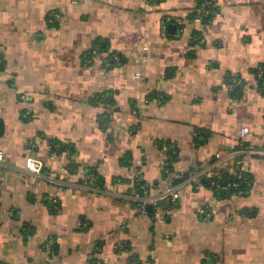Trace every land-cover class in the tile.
<instances>
[{
  "label": "crops",
  "instance_id": "1",
  "mask_svg": "<svg viewBox=\"0 0 264 264\" xmlns=\"http://www.w3.org/2000/svg\"><path fill=\"white\" fill-rule=\"evenodd\" d=\"M201 3L0 0V264H264L262 159L245 157V195L131 200L139 177L157 195L242 128L264 148V0L187 21Z\"/></svg>",
  "mask_w": 264,
  "mask_h": 264
},
{
  "label": "built area",
  "instance_id": "2",
  "mask_svg": "<svg viewBox=\"0 0 264 264\" xmlns=\"http://www.w3.org/2000/svg\"><path fill=\"white\" fill-rule=\"evenodd\" d=\"M154 3L159 0H151ZM216 0H202L200 9L194 14L191 19L187 21L203 22L215 12ZM3 62L0 58V64ZM258 79L264 77V70L260 69L257 74ZM242 84L240 78H234L230 83L231 89H236ZM264 87V83L262 84ZM249 136V130L242 128L237 136L238 147L234 150L220 151L216 154L211 163L206 166L200 167L195 171L189 173L182 180L174 184L171 187L166 188L157 195L150 193L149 186L139 177L136 183L140 184L141 191H135L131 196L132 204L138 208L142 213H146L148 207H152L155 211L159 209L160 204L163 201L169 200L175 202L180 197V191L183 187H190L192 189H199L204 185V182H209L210 186L218 190H229L232 188L237 189V193L245 195L248 193L245 190V186H250L249 178L245 175L246 170L244 168L245 157L252 156L264 160V148H256L247 142ZM4 161V153L0 150V164ZM44 169V163L35 157H28L26 160V171L31 174L32 177L41 175ZM239 172H238V171ZM222 173L236 175L235 181L222 184ZM224 180V179H223ZM88 181L92 184L96 181V177L93 175L88 176ZM89 183V184H90ZM245 185V186H243ZM57 202V201H56ZM54 241L51 239L46 244L47 252L50 253Z\"/></svg>",
  "mask_w": 264,
  "mask_h": 264
},
{
  "label": "trees",
  "instance_id": "3",
  "mask_svg": "<svg viewBox=\"0 0 264 264\" xmlns=\"http://www.w3.org/2000/svg\"><path fill=\"white\" fill-rule=\"evenodd\" d=\"M260 69L264 70V68H259V69H257V70H256V76H257V74L259 73ZM3 71H4V61L0 64V75H1V73H3ZM230 79H232V78H230ZM259 80H260V84H261V87H260V88H261L262 91H264V87L262 86V84L264 83V77H263L262 79H259ZM242 83H243V82H242ZM241 85H242V84H241ZM241 85H240V86H241ZM240 86H239V87H240ZM239 87H238V88H239ZM103 96L105 97V94H104V95H101L100 98L103 99V98H104ZM107 96H108V95H107ZM105 98H106V97H105ZM61 147H62V146H61ZM62 148H63V147H62ZM66 149H67V148H66ZM237 171H238V170H237ZM238 172H239V171H238ZM93 175H94V174H93ZM187 175H188V174L184 175V177H186ZM245 175L249 178V183H250V177H249V175L247 174V172L245 173ZM94 176L96 177V175H94ZM184 177H183V178H184ZM222 177H223V178H222V181H221V182H223V179H225V180L227 179V180H226V181H227V182H226V185H227L228 181L231 182V181H235V180H237V179H236V175H233V174L222 173ZM180 181H181V180H178L177 182H175V184L179 183ZM204 183H206V184H208V185L210 186L209 182H204ZM223 185H224V184H223ZM243 186H245V185H243ZM249 188H250V186H247V185L245 186V190L249 191ZM136 190H137V191H141V190H140V184H138V183H136ZM226 191H228V190H226ZM229 191H230V194H231V193H237L238 190L235 189V188H232V189H230ZM227 193H229V192H227ZM154 211H155V210L152 209V212H151V213H154Z\"/></svg>",
  "mask_w": 264,
  "mask_h": 264
},
{
  "label": "water",
  "instance_id": "4",
  "mask_svg": "<svg viewBox=\"0 0 264 264\" xmlns=\"http://www.w3.org/2000/svg\"><path fill=\"white\" fill-rule=\"evenodd\" d=\"M170 27L174 29V26H170Z\"/></svg>",
  "mask_w": 264,
  "mask_h": 264
}]
</instances>
